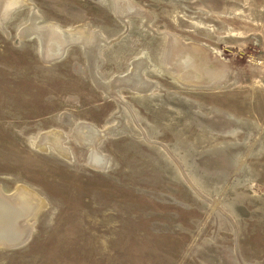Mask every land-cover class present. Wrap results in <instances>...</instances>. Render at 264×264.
<instances>
[{
	"label": "rangeland",
	"instance_id": "1",
	"mask_svg": "<svg viewBox=\"0 0 264 264\" xmlns=\"http://www.w3.org/2000/svg\"><path fill=\"white\" fill-rule=\"evenodd\" d=\"M28 1L0 27V190L43 206L0 264H264V0ZM31 13L99 40L44 61ZM171 43L193 84L162 67Z\"/></svg>",
	"mask_w": 264,
	"mask_h": 264
},
{
	"label": "bare ground",
	"instance_id": "2",
	"mask_svg": "<svg viewBox=\"0 0 264 264\" xmlns=\"http://www.w3.org/2000/svg\"><path fill=\"white\" fill-rule=\"evenodd\" d=\"M112 1L114 10H116L118 13H123L124 4L122 3H125L127 0ZM28 2V0H0V27L5 24L13 12L30 5ZM38 21V16L35 13H31L26 24L21 26L18 30V36H20V38H26L28 36L37 37L41 43V55L44 61L50 60L57 56L61 57L68 45L73 42V39L76 40L77 38H82V42L86 44L83 45L82 43L81 45L87 48V50L89 47H93V40H99L98 36L93 34L91 30H86L84 32L83 30H78L75 32V36L73 37L72 34L67 32V30H62L57 25H54V23L47 22L45 24H38ZM165 51V57H163V59H165L162 61V67H164L166 72L169 73L174 79H177L178 81L181 80L180 82L183 84H193L191 83V76L186 71L176 73L177 68H175V66L177 62L175 61V57L176 53H178L176 46L171 43L168 49ZM204 72L207 73V70H204ZM207 74L210 76L209 80L216 77L213 75L215 74L213 70H210ZM134 77L138 78L140 77V74H137ZM219 86H221V84H219ZM72 134L74 139L79 144H81V146L89 150L88 162L90 167L93 169L102 170L105 166V163L107 162L102 153L97 151L96 148L99 130L89 124L85 125L81 123L80 125H77L73 128ZM64 140L65 139H63V136L58 135L55 132H47L39 136L35 142V145L39 150L42 151H45L47 146L51 145L56 151L59 152V154H62L63 157H68L69 151L63 146ZM39 198L40 197H37V195L32 190H29L25 187H17L9 194L3 193L0 190V250L15 249L23 246L26 243V241L29 239L28 236L30 233V231H27V228L30 229L32 226V221L35 216V208L37 206L42 208L43 206V201Z\"/></svg>",
	"mask_w": 264,
	"mask_h": 264
}]
</instances>
